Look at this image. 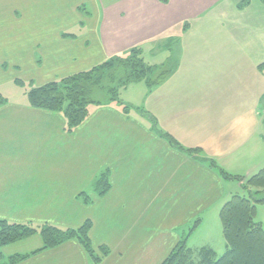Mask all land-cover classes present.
<instances>
[{"label": "crops", "instance_id": "obj_1", "mask_svg": "<svg viewBox=\"0 0 264 264\" xmlns=\"http://www.w3.org/2000/svg\"><path fill=\"white\" fill-rule=\"evenodd\" d=\"M76 1L0 0V54L7 56L0 58V64L4 61L11 63L8 61L11 58L16 63L27 58L33 62L32 67L36 65L37 68L35 57L41 60L42 56L44 65L41 68L47 79H57L90 70L112 56L140 48L147 42H156V45L163 44L164 40L173 42V36L167 32L168 27H172L176 21L165 10L170 6L180 9L181 1L161 4L159 0L140 3L138 0H107L103 7L98 0ZM87 3L91 6L90 13L86 12ZM54 5L56 15H62L64 9L68 16L57 19L56 28L50 29L48 18L52 19L49 15H52ZM183 15L178 22L185 20ZM81 28L86 29L78 32ZM260 58V53L257 58H249L252 63L249 75L257 76L260 83H264V66L260 67L264 59ZM170 60L176 62L174 54ZM176 66L172 73L176 72ZM15 67L20 68L18 65ZM46 82L49 83V80ZM256 86L259 88V85ZM258 92L259 96L262 91ZM6 100L7 103L0 106V198L75 199L71 204L56 207L57 217L45 219L44 222L58 227L79 228L85 221L91 220L93 227L90 237L95 249L105 246L110 251L100 264H162L197 220H200L198 228L201 227L203 220L197 217L206 211L209 199L224 197L222 180L209 163L211 160L217 165L220 163L218 157L181 153L161 137L165 134H160L158 129L156 133L153 126L150 128L149 124L147 126L129 113H117L115 110L114 116L119 117L117 120L122 124L119 129L127 136L130 134L135 141L128 139V142L127 137L125 141L119 140L115 153L109 145L103 159L114 156L119 160L118 168H114L118 173V189L112 185L98 205L95 202L91 205H97L102 210L95 217L84 213L90 207L82 206L77 198L95 179L98 168L81 172L80 166L81 162L90 158L96 163L92 148L98 143L91 134L101 130V127L81 126L73 133H67L66 121L61 115L35 109L30 106L29 100ZM251 101L258 103V106L241 107L233 115L237 118L235 126L233 122L227 123L232 129L250 128L240 138L238 143L241 145L247 141V137L262 134L260 129L264 119H261L259 112L263 113L264 98L257 97L256 92ZM95 108L88 119L92 125L95 124L93 116L105 114L102 109ZM248 109L249 112H245ZM107 113L110 115H104V118L113 115L110 111ZM82 133L86 136L82 137ZM84 141L89 143L86 152L81 149ZM226 151L236 152V149L228 145ZM99 163L100 166L103 164ZM200 187L207 189L206 198L193 194V189ZM227 201L223 200L222 207ZM18 208L14 206L6 212L16 214L21 212ZM40 212L34 206L29 214ZM114 214L119 215H115L116 220ZM25 220L41 221L33 216ZM42 245L40 236L35 235L3 248V254L5 258L28 254ZM19 264L91 262L80 245L71 241Z\"/></svg>", "mask_w": 264, "mask_h": 264}, {"label": "rangeland", "instance_id": "obj_2", "mask_svg": "<svg viewBox=\"0 0 264 264\" xmlns=\"http://www.w3.org/2000/svg\"><path fill=\"white\" fill-rule=\"evenodd\" d=\"M106 1L98 0L102 7ZM138 1L140 3L148 0ZM168 1H181L180 9L178 7L174 9L170 6L165 10L173 20L178 22L180 17L185 15L184 21L175 22L176 24L173 23L172 27H168L167 33L173 36V42L164 40L161 45H156V42H147L140 49L145 64L154 68L167 65L171 55L174 54L175 65L177 64L176 72L151 88L147 86L145 81L119 87L117 89L118 96L114 98L116 101H109L110 96H114V94L109 95L110 86L108 84L110 83L109 79L113 80L112 76L108 77L106 88L94 90L92 98L96 102H100V105L91 104L89 111L91 112L96 107L97 110L105 111V114L93 116L92 120L95 122L93 125L91 122L88 123V116L81 125L101 127V130L91 134L98 143L95 148H92L90 144L96 163L91 158L87 159V161L81 162L80 171L84 172L85 169L89 168L91 171L93 168H98V172L95 179L85 187V192H81L77 200L82 206L90 207L84 213H89L95 217L102 211L97 208V205L103 199L94 191V185L98 178L109 172L111 186L114 185L118 189L119 183L116 179L118 173L114 171V168H118L119 160L114 156L108 160H104L103 157L109 145H111V151L113 150L115 153L119 140L125 141L127 137V141L128 139L135 141V138H132L130 134L127 136L122 133V130L119 129L122 124L117 120L119 117L114 116L116 115L115 110L118 111L117 113L124 112L125 108L119 102L121 101L129 107V114L133 118L144 121L147 126L149 124L150 128L153 126V131L158 129L160 134L171 136L186 151L193 149L195 153H200L203 157H207V155L216 159L218 157L220 163L217 164L218 167L212 169L217 172L222 180L224 197L223 199H209L206 211L197 217L203 220L201 227L198 228V225V229L196 228L188 237L187 247L198 249L202 246H210L215 250L217 256L221 257L226 250L220 221L222 202L229 200L234 195L248 197V192L242 189L238 179H249V177L251 178V176L264 170V125L260 129L261 135H253V138L247 137V141L241 145L238 143L240 138L245 136L250 128L234 127L232 129L231 125L227 124L233 122L235 126L237 118L233 115L238 113L241 107L258 106V103L251 101L255 98L256 92L257 97L262 96L264 98V83H260L261 80L259 81L257 76L254 78L252 74L249 75L252 67L249 58L252 56L257 58L260 53V59H264V0H250V2L249 0H159L161 4H166ZM85 6L86 12L90 13L91 6L88 3ZM81 8L83 9V7ZM51 9L54 11L52 10V15H49L52 19L48 18V25L50 29H55L57 19H63L68 14L63 9L62 15H56L55 5ZM85 29L81 28L78 32H84ZM99 32L102 33V23ZM130 51L131 49L126 50L120 56L127 57ZM248 55L249 57H247ZM2 56L7 57L0 54V58ZM40 58L41 60L36 56L34 60L37 68L36 65L32 67L33 62L27 58H25L27 61H18V63L11 58L8 61L12 64L5 61L0 64V94L5 99L13 102L28 101V92L33 87H40L42 83L48 84L47 80L50 83L53 80L59 81L63 78L58 77V80L55 77L47 79L45 71L41 68L44 61L42 56ZM15 65L20 68L15 67ZM171 66L173 65L168 67L171 68ZM153 73H156L154 76L157 77L159 72L154 70ZM252 81H254V85ZM256 85H259V88ZM259 90L262 92L258 96ZM238 106L239 108H237ZM256 108L259 109V107ZM249 109L245 112H249ZM108 111L112 112L113 115L104 118V115H110L107 113ZM231 112H233L232 115H230ZM259 113L263 120L264 114ZM56 114L64 117L62 113ZM155 132L157 133V130ZM81 135L82 137L86 136L83 133ZM142 137L140 140L143 139ZM250 138L252 139L250 140ZM223 139L226 140L224 144ZM87 144L89 145L87 141L83 142L81 147L83 152H86ZM228 145L232 149L235 148L236 152H227ZM99 162H103V164L100 166ZM223 168L232 176L240 178L223 179L220 174V169ZM193 184L196 185L195 182ZM206 191L207 189L200 187L193 189V194L195 197L206 198ZM261 192L263 193L256 194L255 197L264 198V190ZM85 197L88 198V203H86ZM74 201L75 199L71 198H0V221L54 225L44 222V220L56 218V207L68 205ZM94 202L97 203L96 207H91ZM14 206L19 207L21 212L7 213V210ZM34 206H37L38 211L41 212L29 214ZM115 215L119 216L114 214V220L117 219ZM32 216L41 221L25 220ZM11 218H14L12 220L15 221L8 220ZM87 221L92 223L91 220ZM256 221L260 222L264 229L263 203L256 204ZM60 228L66 229L67 227ZM102 230L105 232V228ZM187 232L189 233V231ZM187 232L186 234H188ZM29 249L27 247L26 250L29 251Z\"/></svg>", "mask_w": 264, "mask_h": 264}, {"label": "trees", "instance_id": "obj_3", "mask_svg": "<svg viewBox=\"0 0 264 264\" xmlns=\"http://www.w3.org/2000/svg\"><path fill=\"white\" fill-rule=\"evenodd\" d=\"M248 1V0H247ZM250 2V0H249ZM249 4V3H248ZM242 7V6H241ZM141 49H131L127 57L115 55L90 70L67 76L59 81L50 82L40 87H33L28 92V100L31 107L46 110L53 113H62L66 121L67 133H73L90 116L89 106L100 105L92 96L97 88L110 86L109 101L118 96L117 89L137 82L145 81L149 88L161 83L174 70L175 62L170 60L162 67H151L145 64L141 57ZM173 65L168 67L169 65ZM262 64L260 67H263ZM154 68V69H153ZM158 71L155 77L153 71ZM110 83L107 85L108 77ZM114 85V86H113ZM124 106V113L128 114L130 109L121 101ZM7 103V100L0 94V106ZM65 104H67L65 106ZM156 131V129H155ZM177 151L187 154L195 153L194 150H184L169 135H161ZM197 153V152H196ZM210 167H218L210 160ZM223 179L229 180L240 178L232 176L220 169ZM243 190L248 192V197L234 195L220 210V221L222 234L226 244L225 253L218 257L215 250L210 246H203L198 249L187 247V240L199 225L197 220L189 233L182 236L176 247L162 262V264H264V229L262 224L256 221V204L263 203L264 198H256V194L264 190V170L249 179H238ZM111 190L109 172L98 178L94 185V191L100 198H103ZM86 203L88 198L85 197ZM92 223L86 221L79 228H60L48 223L35 225L33 223H9L0 221V264H19L47 250L55 249L65 243L75 241L89 257L91 264H100L103 259L109 256L107 247L101 246L95 249L90 239ZM39 235L42 240V247L28 254H16L5 258L2 249Z\"/></svg>", "mask_w": 264, "mask_h": 264}]
</instances>
